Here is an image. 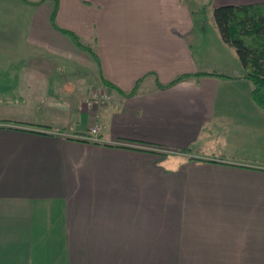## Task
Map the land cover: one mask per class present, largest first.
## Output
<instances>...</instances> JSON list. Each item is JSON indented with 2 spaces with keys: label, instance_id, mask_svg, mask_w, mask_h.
<instances>
[{
  "label": "crops",
  "instance_id": "crops-1",
  "mask_svg": "<svg viewBox=\"0 0 264 264\" xmlns=\"http://www.w3.org/2000/svg\"><path fill=\"white\" fill-rule=\"evenodd\" d=\"M202 4L264 0H0V264H264V112Z\"/></svg>",
  "mask_w": 264,
  "mask_h": 264
},
{
  "label": "trees",
  "instance_id": "trees-1",
  "mask_svg": "<svg viewBox=\"0 0 264 264\" xmlns=\"http://www.w3.org/2000/svg\"><path fill=\"white\" fill-rule=\"evenodd\" d=\"M82 2L87 4L88 0ZM54 14L55 12L52 13ZM213 19L222 40L234 48L244 78L252 85V100L264 112V4L217 6L213 8ZM59 30L97 59L88 44L79 36L68 30ZM196 75L199 74L177 76L168 84H158V87L165 88ZM140 91L136 85L124 95L129 96Z\"/></svg>",
  "mask_w": 264,
  "mask_h": 264
},
{
  "label": "rangeland",
  "instance_id": "rangeland-1",
  "mask_svg": "<svg viewBox=\"0 0 264 264\" xmlns=\"http://www.w3.org/2000/svg\"><path fill=\"white\" fill-rule=\"evenodd\" d=\"M194 10V16L196 19L197 23H203L205 24L206 27V31H210V29H212V23H213V9L212 7L208 6V5H204L202 4L200 7H192ZM232 52V57L234 59H236L235 54ZM223 54L227 56V58H224L222 56V60L220 61L223 62L224 64H230L232 63V57L231 59L228 57V52L223 51ZM209 65V64H208ZM210 67V66H209ZM85 78H89V74L87 76H85Z\"/></svg>",
  "mask_w": 264,
  "mask_h": 264
},
{
  "label": "built area",
  "instance_id": "built-area-1",
  "mask_svg": "<svg viewBox=\"0 0 264 264\" xmlns=\"http://www.w3.org/2000/svg\"><path fill=\"white\" fill-rule=\"evenodd\" d=\"M108 101V95L105 93H93V96L88 100V104H95L98 107H102L105 103ZM100 130V123H97L95 126H93L90 129V137H88V140L94 141L97 139L98 132Z\"/></svg>",
  "mask_w": 264,
  "mask_h": 264
}]
</instances>
